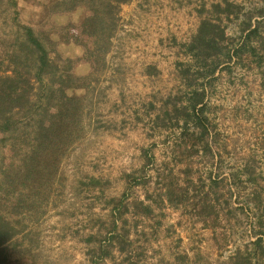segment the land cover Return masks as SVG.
Here are the masks:
<instances>
[{"label": "rangeland", "instance_id": "1", "mask_svg": "<svg viewBox=\"0 0 264 264\" xmlns=\"http://www.w3.org/2000/svg\"><path fill=\"white\" fill-rule=\"evenodd\" d=\"M93 14L0 0V30L30 26L58 71L40 146L53 181L0 264H264V0H130L107 37ZM203 19L216 45L190 50ZM195 89L206 130L184 110ZM26 147L0 130V182Z\"/></svg>", "mask_w": 264, "mask_h": 264}, {"label": "trees", "instance_id": "2", "mask_svg": "<svg viewBox=\"0 0 264 264\" xmlns=\"http://www.w3.org/2000/svg\"><path fill=\"white\" fill-rule=\"evenodd\" d=\"M128 1L65 0L73 5H91L95 28L101 31L103 37L108 36L106 29L114 25L115 14L121 4ZM216 6L221 8L220 4ZM225 9L228 10L227 7ZM214 27L209 19H203L189 49L213 48L216 45ZM0 32L3 35L0 37V130L17 132L27 144L16 167L7 173L5 182H0V189L13 200L9 212L11 216L7 218L0 213L1 248L4 243H14L18 236L16 226L23 218L32 219L41 214L39 203L53 181L54 166L45 159L40 146L49 137L44 117L53 100L54 91L50 83L57 77L58 71L48 49L30 26L17 23L8 33ZM258 33L256 26H249L245 39ZM191 96L192 100L184 106V110L198 121V129L206 130L199 115L201 108L198 107L203 100V92L195 89ZM171 194L172 189L167 187L164 195L168 197ZM252 248L264 259V232L257 234Z\"/></svg>", "mask_w": 264, "mask_h": 264}]
</instances>
